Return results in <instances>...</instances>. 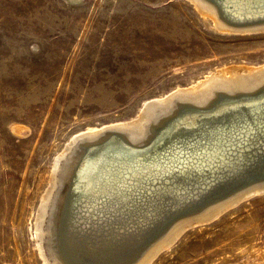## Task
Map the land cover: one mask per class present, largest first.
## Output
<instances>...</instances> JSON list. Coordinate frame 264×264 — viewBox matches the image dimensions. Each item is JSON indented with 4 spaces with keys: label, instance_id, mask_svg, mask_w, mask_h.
Returning <instances> with one entry per match:
<instances>
[{
    "label": "rangeland",
    "instance_id": "1",
    "mask_svg": "<svg viewBox=\"0 0 264 264\" xmlns=\"http://www.w3.org/2000/svg\"><path fill=\"white\" fill-rule=\"evenodd\" d=\"M263 27L220 31L190 0H0V264L49 262L39 211L71 140L264 67ZM248 192L127 264L158 242L147 264H264V188Z\"/></svg>",
    "mask_w": 264,
    "mask_h": 264
},
{
    "label": "bare ground",
    "instance_id": "2",
    "mask_svg": "<svg viewBox=\"0 0 264 264\" xmlns=\"http://www.w3.org/2000/svg\"><path fill=\"white\" fill-rule=\"evenodd\" d=\"M190 1L220 31H250L264 24V0ZM224 76L148 103L132 122L71 140L57 159L39 211L46 263L127 264L175 220L161 245L248 191L264 188L259 181L264 179V93L222 97L262 89L264 67ZM215 100L207 112L189 108H207ZM148 141L153 142L143 149L133 148ZM251 181L256 182L231 195Z\"/></svg>",
    "mask_w": 264,
    "mask_h": 264
},
{
    "label": "water",
    "instance_id": "3",
    "mask_svg": "<svg viewBox=\"0 0 264 264\" xmlns=\"http://www.w3.org/2000/svg\"><path fill=\"white\" fill-rule=\"evenodd\" d=\"M243 23H250V22H243ZM264 93V87L262 88V89H260V90H258L257 92H254V93H244V94H238V95H236V96H231V95H223L222 97H226V98H228V99H242V98H249V97H257V96H260V95H262ZM216 103H217V100H215V101H213L211 104H210V106L209 107H207V108H201V107H198V106H191V107H189V108H191V109H193V110H199V111H204V112H207V111H210L211 109H213V107H214V105H216ZM153 141H148L147 143H145V144H142V145H139V146H133V148H135V149H143V148H145V147H147V146H149L151 143H152ZM102 143H104V142H102ZM101 143V144H102ZM258 181V180H257ZM259 181H264V179H262V180H259ZM254 182H256V181H251L249 184H252V183H254ZM249 184H247V185H249ZM246 186V185H245ZM242 188V187H241ZM236 192V191H235ZM162 231V230H161ZM73 232H74V230H73ZM159 234V233H158ZM157 234V235H158Z\"/></svg>",
    "mask_w": 264,
    "mask_h": 264
}]
</instances>
